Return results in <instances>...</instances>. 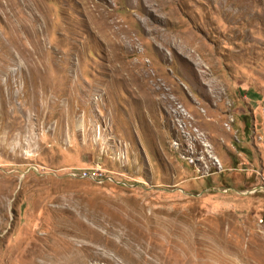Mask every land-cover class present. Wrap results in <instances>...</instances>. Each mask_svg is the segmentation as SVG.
Listing matches in <instances>:
<instances>
[{"label":"rangeland","instance_id":"obj_1","mask_svg":"<svg viewBox=\"0 0 264 264\" xmlns=\"http://www.w3.org/2000/svg\"><path fill=\"white\" fill-rule=\"evenodd\" d=\"M72 262L264 264V0H0V264Z\"/></svg>","mask_w":264,"mask_h":264},{"label":"bare ground","instance_id":"obj_2","mask_svg":"<svg viewBox=\"0 0 264 264\" xmlns=\"http://www.w3.org/2000/svg\"><path fill=\"white\" fill-rule=\"evenodd\" d=\"M78 224H79V223H78ZM74 225H75V224H74ZM70 228H71V227H70ZM75 229H76V230L78 229L77 226H76ZM65 230H66V227H65ZM65 230L63 229L62 233H63V232L65 233ZM69 230H70V229H69ZM69 230H68V231H69ZM71 230H72V228H71ZM71 230H70V231H71ZM58 231H60V230H58ZM72 231H73V230H72ZM78 232H79V229H78ZM80 232H81V231H80ZM71 234H72V233H71ZM75 234H76V233H75ZM75 234H74V235H75ZM81 234H82V233H81ZM57 235H58V233H57ZM61 235H62V234H61ZM68 236H69V235H68ZM72 236H73V235H72ZM82 236H83V234H82ZM64 237H65V236H64ZM74 237H75V236H74ZM78 238H79V237H78ZM64 239H65V238H64ZM64 239H63V240H64ZM85 239H87V238H85ZM65 240H66V239H65ZM65 240H64V241H65ZM71 240H72V239H71ZM74 240H75V239H74ZM88 240H89V239H88ZM59 241H60V240H59ZM67 241H68V240H67ZM42 242H43V241L41 240L40 243H42ZM68 242H69V241H68ZM87 242H88V241H87ZM73 243H74V242H73ZM75 243H76V242H75ZM92 243H93V242H92ZM31 244H32V243H31ZM31 244H30V245H31ZM59 244H61V243L59 242ZM80 244H81V243H80ZM63 245H64V244H63ZM72 245H73V244H72ZM57 246H58V245H57ZM59 246H60V245H59ZM59 246H58V247H59ZM68 246H69V245H68ZM73 246H74V245H73ZM88 246H90V245H88ZM95 246H96V245H95ZM58 247H57V248H58ZM82 247H83V246H82ZM59 248L61 249V247H59ZM66 248H67V247H66ZM66 248H65V249H66ZM72 248H73V247H72ZM63 249H64V248H63ZM67 249H68V248H67ZM69 249H70V248H69ZM75 249H76V248H75ZM91 249H93V248H91ZM51 250H52V249H51ZM76 250H77V249H76ZM81 250H82V249H81ZM85 250H86V249H85ZM54 251H56V249H55ZM68 251H69V250H68ZM78 251H79V248H78ZM83 251H84V250H83ZM88 251H89V250H88ZM30 252H31L32 255H35L36 257H42V255L40 254L41 251H39V249L37 248V246H34L32 249L29 248L28 250H27V249H24V252H22V253H23V255L26 254V255L29 256ZM65 252H66V251H65ZM65 252H64L63 254H65ZM75 252H76V251H75ZM75 252H74V253H75ZM84 252H85V251H84ZM20 253H21V252H20ZM22 253H21V254H22ZM72 253H73V252H72ZM79 253H80V252H79ZM21 254H20V255H21ZM67 254H68V253H67ZM88 254H89V253H88ZM44 255H45V254H44ZM78 255H79V254H78ZM66 256H67V255H66ZM75 256H77V255H75ZM81 256H82V254H81ZM26 257H27V256H26ZM32 257H33V256H32ZM97 257H98V256H97ZM42 258H44V256H43ZM62 258H63V257H62ZM75 258H76V257H75ZM36 259H37V258H36ZM45 259H46V258H45ZM76 259H77V258H76ZM97 259H98V258H97ZM69 260H70V259H69ZM77 260H78V259H77ZM63 261H64V260H63ZM66 261H67V259H66ZM73 261H75V263H76V260H73ZM70 262H71V261H70ZM77 263H78V262H77ZM82 263H83V262H82ZM72 264H73V262H72ZM80 264H81V262H80Z\"/></svg>","mask_w":264,"mask_h":264}]
</instances>
